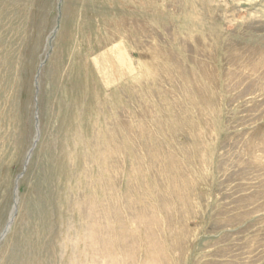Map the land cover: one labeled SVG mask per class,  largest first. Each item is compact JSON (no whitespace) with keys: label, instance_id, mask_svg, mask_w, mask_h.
<instances>
[{"label":"rangeland","instance_id":"obj_1","mask_svg":"<svg viewBox=\"0 0 264 264\" xmlns=\"http://www.w3.org/2000/svg\"><path fill=\"white\" fill-rule=\"evenodd\" d=\"M0 264H264V0H0Z\"/></svg>","mask_w":264,"mask_h":264}]
</instances>
